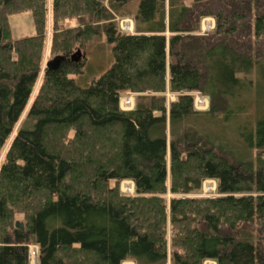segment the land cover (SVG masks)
Returning <instances> with one entry per match:
<instances>
[{"label":"trees","instance_id":"1","mask_svg":"<svg viewBox=\"0 0 264 264\" xmlns=\"http://www.w3.org/2000/svg\"><path fill=\"white\" fill-rule=\"evenodd\" d=\"M130 1L52 0L51 50L66 60L51 71L48 0H0V264H30L31 245L38 264H264V0H140L124 34L114 20ZM26 11L35 35L12 42L9 17ZM101 34L113 65L80 87L85 62L70 58ZM207 180L218 197H188Z\"/></svg>","mask_w":264,"mask_h":264},{"label":"rangeland","instance_id":"2","mask_svg":"<svg viewBox=\"0 0 264 264\" xmlns=\"http://www.w3.org/2000/svg\"><path fill=\"white\" fill-rule=\"evenodd\" d=\"M100 1L102 2L105 9L107 8V10H109V4H108L109 0H100ZM139 1L140 0L130 1V3L127 5V7L122 9V11H121V14H125V16L115 18L114 22H116L118 24V28H119L120 32H122L124 34H127V33L128 34H134V32H135L134 16L136 15V11H137ZM47 11H48L47 44H46V50L44 52V58L42 61V70H44L46 68V65L48 64V62L52 61L54 58H56L57 56L60 55L57 52L56 53L53 52L51 50V45H50L51 37L53 35L52 29H51L52 0H48ZM205 19H213L214 26H215L213 31L204 32L203 22ZM79 21H80L79 18H76V19L71 20V21H68V19H67V21L65 22V25H68L69 27L70 26L71 27L77 26L79 24ZM123 21L124 22L128 21L129 25L132 23V25H133L132 32H123L121 30V23ZM100 25L102 26L103 23L101 22ZM128 27L130 29V26H128ZM8 28L10 31L12 42H15V41L27 38V37L34 36L35 35V24H34L32 13L30 11H26V12H21V13H16V14L10 15L9 20H8ZM215 30H216V21L214 18H210V17L202 18L200 35L207 36L208 34L215 32ZM169 36H170V34H167L168 38H169ZM112 50H113V47H112V45H110L107 42L105 35L101 34L97 37L92 38V40L89 41V45H88L87 49L85 51H80L81 54L83 55V58L80 61L84 60L85 68L83 70V75L73 77V79L75 80L77 85H79L80 87H83V88L89 87L94 81L98 80L104 73H106L112 67L113 62H114ZM41 72L42 73H41L40 79L37 82V85L35 88V92H34L35 95L39 90V87H40L41 82H42V77L44 75L43 74L44 71H41ZM168 82H169V78L167 79V83ZM132 96L135 98V103H136V98L138 97V95L133 94ZM164 96L166 97V101H167L166 107H167V110L169 112L170 105L172 102L177 101L178 94H173V93L167 91L164 94ZM211 108H212V103H211V100L209 98V107H208L207 111H209ZM195 111H197V110L195 109ZM207 111H197V112H203L204 113ZM23 119H24V117L22 118V120ZM18 126H20V124ZM215 129L217 131H215L213 129L212 130L214 132H220L219 128H217L216 126H215ZM167 141H168V152H169V143H170V123H169V121L167 123ZM168 163L170 164L169 156H168ZM213 183H215V188H216L215 191L213 193L206 192V190L208 188L213 187ZM132 184L135 187L134 183L131 181H122L120 184L121 194L130 195L128 190ZM169 186H170V180L168 179V188H169ZM133 194H134V192H133ZM178 197H179V195H172L168 191V193L165 196V199L170 204V201L173 198H178ZM188 197H193V198L194 197L195 198L218 197L216 181H214V180L205 181L203 183L201 191H199L195 194L189 195ZM167 228H168V252H169V256H171L170 254H171V250H172V232H173V230H172L170 219L168 220ZM38 258H39V248L35 245H31L30 246L31 264H38ZM170 259H171V257H169V264H171ZM129 263L135 264L134 262H129ZM205 264H217V263L213 262V261H209V262H206Z\"/></svg>","mask_w":264,"mask_h":264},{"label":"built area","instance_id":"3","mask_svg":"<svg viewBox=\"0 0 264 264\" xmlns=\"http://www.w3.org/2000/svg\"><path fill=\"white\" fill-rule=\"evenodd\" d=\"M215 28L214 26V22L213 24L209 23V22H203V30L204 32H211L213 31ZM121 30L123 32H132L133 30V25L131 23V29H129V27L122 22L121 23ZM194 97V108L197 111H207L208 107H209V98L207 96H204L202 94H193ZM120 108L122 111L128 112V111H132L135 108V98L132 96V94L126 95L125 97H123L120 101ZM215 183H213V187L208 188L206 190V192L209 193H213L215 191ZM129 193L130 195H133L134 190V186L133 184L130 186L129 188ZM32 255V254H31ZM32 257V256H31ZM30 264H31V259H30ZM124 264H130L129 262L124 263Z\"/></svg>","mask_w":264,"mask_h":264},{"label":"water","instance_id":"4","mask_svg":"<svg viewBox=\"0 0 264 264\" xmlns=\"http://www.w3.org/2000/svg\"><path fill=\"white\" fill-rule=\"evenodd\" d=\"M82 58H83V55L81 54L80 51H78L70 58V60L72 62H79ZM65 60H66L65 57L57 56L52 61L48 62L47 70H51V71L58 70L61 64L65 62ZM17 227L20 228L21 230H24L23 224L17 223Z\"/></svg>","mask_w":264,"mask_h":264},{"label":"bare ground","instance_id":"5","mask_svg":"<svg viewBox=\"0 0 264 264\" xmlns=\"http://www.w3.org/2000/svg\"><path fill=\"white\" fill-rule=\"evenodd\" d=\"M205 22H209L211 24H213V19H205ZM124 25L126 24L127 26H130V29H131V24L129 25L128 21H123ZM127 263V262H126Z\"/></svg>","mask_w":264,"mask_h":264},{"label":"crops","instance_id":"6","mask_svg":"<svg viewBox=\"0 0 264 264\" xmlns=\"http://www.w3.org/2000/svg\"><path fill=\"white\" fill-rule=\"evenodd\" d=\"M169 7H168V1H167V11H168ZM169 34V33H168Z\"/></svg>","mask_w":264,"mask_h":264}]
</instances>
